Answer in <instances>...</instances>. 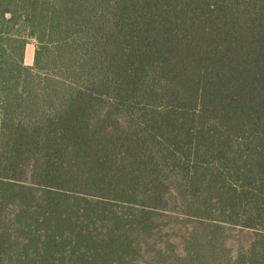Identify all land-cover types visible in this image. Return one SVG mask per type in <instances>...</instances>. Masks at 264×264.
Instances as JSON below:
<instances>
[{
  "label": "trees",
  "instance_id": "16d2710c",
  "mask_svg": "<svg viewBox=\"0 0 264 264\" xmlns=\"http://www.w3.org/2000/svg\"><path fill=\"white\" fill-rule=\"evenodd\" d=\"M0 264H264V0H0Z\"/></svg>",
  "mask_w": 264,
  "mask_h": 264
},
{
  "label": "rangeland",
  "instance_id": "374dc122",
  "mask_svg": "<svg viewBox=\"0 0 264 264\" xmlns=\"http://www.w3.org/2000/svg\"><path fill=\"white\" fill-rule=\"evenodd\" d=\"M34 51H35V42H31L26 47V55H25V63L27 65L33 64V58H34Z\"/></svg>",
  "mask_w": 264,
  "mask_h": 264
},
{
  "label": "crops",
  "instance_id": "0c3cea01",
  "mask_svg": "<svg viewBox=\"0 0 264 264\" xmlns=\"http://www.w3.org/2000/svg\"><path fill=\"white\" fill-rule=\"evenodd\" d=\"M26 55V54H25Z\"/></svg>",
  "mask_w": 264,
  "mask_h": 264
}]
</instances>
